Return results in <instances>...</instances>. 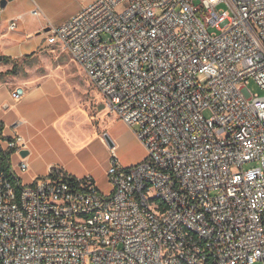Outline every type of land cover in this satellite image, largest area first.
I'll use <instances>...</instances> for the list:
<instances>
[{"label":"built area","instance_id":"obj_1","mask_svg":"<svg viewBox=\"0 0 264 264\" xmlns=\"http://www.w3.org/2000/svg\"><path fill=\"white\" fill-rule=\"evenodd\" d=\"M47 40L146 157L124 167L113 147L108 193L59 167L28 184L0 170V264H264V95L249 88L264 89V0H93Z\"/></svg>","mask_w":264,"mask_h":264},{"label":"crops","instance_id":"obj_2","mask_svg":"<svg viewBox=\"0 0 264 264\" xmlns=\"http://www.w3.org/2000/svg\"><path fill=\"white\" fill-rule=\"evenodd\" d=\"M21 1L8 0L5 8L0 7V25L7 23L4 29L12 32L6 36L7 32L0 29V135L5 139L22 135L24 149L28 150L25 157L16 152L12 154V169L23 183L28 184L59 167L75 177L91 175L99 188L107 176L108 166L103 172L91 167L89 157L83 153L90 139L86 136L81 141L74 136L78 129L71 120L72 105L62 91L47 73L11 72L27 55L33 58L44 50L48 33L42 30L48 31L62 24L93 0L81 3L63 16L57 13L65 0H27L25 5H21ZM37 7L39 14L34 15L32 10ZM14 17H19L20 22L15 30H10L9 22ZM18 87L24 90L21 98L14 94ZM22 158L29 163V169L24 173L16 166Z\"/></svg>","mask_w":264,"mask_h":264},{"label":"rangeland","instance_id":"obj_3","mask_svg":"<svg viewBox=\"0 0 264 264\" xmlns=\"http://www.w3.org/2000/svg\"><path fill=\"white\" fill-rule=\"evenodd\" d=\"M88 1L90 0H65L57 15L63 16L76 9L81 3ZM26 3L27 0L21 1V5ZM5 25L7 23L0 25V29L4 33L7 32L4 29ZM48 31L42 30L43 33H48ZM8 35H12V32H7L6 36ZM23 70L37 74L47 73L62 91L65 99L71 103L73 111L71 120L78 129V132H74V136L81 141L86 136L90 139L88 147L83 153L89 157L91 167L101 172L104 171V167H109L112 148L109 146L106 136L113 141L114 150L122 166H132L145 159L146 149L136 135L138 126L131 127L108 108L106 101L79 63L59 43L51 44L46 40V46L38 56L32 58L31 55H27L21 64L12 68L11 72L14 74L23 73ZM249 88L253 93L264 95V89L260 88L253 80H251ZM204 114L209 116L210 112L205 111ZM253 165L254 163H246L245 167ZM21 180L23 181V179ZM99 186L104 193L111 191L107 176Z\"/></svg>","mask_w":264,"mask_h":264},{"label":"trees","instance_id":"obj_4","mask_svg":"<svg viewBox=\"0 0 264 264\" xmlns=\"http://www.w3.org/2000/svg\"><path fill=\"white\" fill-rule=\"evenodd\" d=\"M5 138L0 135V170L3 171L8 177L16 180L12 173L11 156L15 152V149L4 150L2 146V140Z\"/></svg>","mask_w":264,"mask_h":264},{"label":"water","instance_id":"obj_5","mask_svg":"<svg viewBox=\"0 0 264 264\" xmlns=\"http://www.w3.org/2000/svg\"><path fill=\"white\" fill-rule=\"evenodd\" d=\"M7 3H8V0H0V7L1 8H5V6L7 5ZM2 58V56H0V59ZM106 139H107V142H108V144H109V146L111 147V148H113L115 145H114V143H113V141L108 137V136H106ZM20 154L23 156V157H25V156H27L28 155V150H26V149H21L20 150Z\"/></svg>","mask_w":264,"mask_h":264}]
</instances>
